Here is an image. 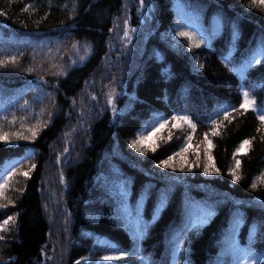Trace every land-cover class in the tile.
Wrapping results in <instances>:
<instances>
[{"label": "trees", "instance_id": "16d2710c", "mask_svg": "<svg viewBox=\"0 0 264 264\" xmlns=\"http://www.w3.org/2000/svg\"><path fill=\"white\" fill-rule=\"evenodd\" d=\"M0 12V183L16 172L0 264H176L178 243L180 264H232L237 212L241 247L253 238L264 264V125L241 107L248 91L264 111V59L244 67L264 4L0 0Z\"/></svg>", "mask_w": 264, "mask_h": 264}, {"label": "snow or ice", "instance_id": "6c2138e0", "mask_svg": "<svg viewBox=\"0 0 264 264\" xmlns=\"http://www.w3.org/2000/svg\"><path fill=\"white\" fill-rule=\"evenodd\" d=\"M141 6L143 7L144 4V0H140ZM253 3H260V4H264V0H253ZM251 6V5H250ZM27 10V9H25ZM0 15H4L3 12H0ZM125 23L127 24V21H125ZM132 31H135V29H132ZM127 35V33H126ZM178 35H180L181 37H187L189 41L194 42V46L195 47H199L200 43H202L203 41L200 42H195V36L191 33H187V32H180L178 33ZM73 47H77V45H73ZM15 57L11 58V61L14 63L15 62ZM83 59V57H82ZM261 59H264V43L261 44L260 48L257 49L253 54L251 59L247 60L245 63V69L247 68H251L253 65L259 64L261 62ZM74 63V62H73ZM0 66H3V61H0ZM227 66V65H226ZM242 96H243V103L241 105L242 108L244 109H248L249 107H252V110L254 112L257 113L258 119L261 123V125H264V111H261L259 107L255 106L256 105V101L250 98V94L248 91H243L242 92ZM111 102V101H110ZM261 104L264 105V101H261ZM230 115V113H229ZM173 119H178V120H186L185 117H173ZM225 119H227V116L225 117ZM164 123H167V121H165ZM189 123H191L189 121ZM193 130L195 129V125L192 124L191 125ZM160 127H164V124H160ZM159 129L157 128H153L150 130L151 134H155V131H158ZM31 131V130H30ZM216 133L213 132V135H215ZM33 136L36 135L35 132L32 133ZM18 138L19 134H17ZM24 139H27V137H23ZM146 137L141 135L140 138L137 141H134L132 143V147L135 148L137 151H140L141 149L137 146L140 143H144ZM191 140V137H189V141ZM0 141H5V142H9L7 139V136L5 134H0ZM209 147H211V142L209 141ZM250 141L245 140L243 142V144L241 145V149H239L238 151L243 150L244 147H246L247 145H249ZM154 150V149H153ZM187 151V148L182 149V151L180 153H177L176 155H180L182 156L184 152ZM175 159V156L169 157L167 160L163 161L160 165V167L163 168H169L172 167L171 161ZM197 159H199V156H197ZM211 156H209V166L204 168V171L206 174H211L210 172V168H211ZM240 167V162L239 160L236 161V168L238 169ZM32 168H35V165H32ZM180 171H184V168L181 167L179 169ZM18 171V170H17ZM16 175V172H12L11 175H8L2 183H0V196H3V192L4 189L7 187L8 185V181L11 180L12 176ZM23 176L27 177L29 175L28 172H23L22 173ZM231 175L234 177V179L239 180V176L236 174V172H232ZM262 180H264V176L261 177ZM253 188H256V184L254 183L252 185ZM164 197L162 196V203H163ZM5 205H0V207H4ZM260 208L262 211H264V202L260 203ZM213 215V212L209 211V210H204L202 212V215L200 217H198L195 220H191L189 219L188 223H187V231H193V230H199L200 227H202L204 224H206L208 222V220L211 218V216ZM13 218L9 217L8 219L4 220V225H7ZM244 221L243 218L239 215V212H237L234 215L233 218V223H232V228H231V233H230V244L228 249L225 252V255H229L232 257V264H257V260L255 259V254L252 253V247L253 244L255 243V240L253 238L249 239V243L247 247H241L237 236H238V230L240 229V227L243 225ZM262 227H264V224H262ZM3 226L0 225V231H3ZM0 239H3V237H0ZM184 239H187V237L185 236ZM185 248H184V244L183 243H178L174 252V256L176 257V264H180L179 261V254L181 252H184ZM249 253H252L251 255H249ZM102 259L104 260H118L120 259V257H116V256H104L102 257ZM261 261H264V255H261L260 257ZM77 264H79V262H77Z\"/></svg>", "mask_w": 264, "mask_h": 264}]
</instances>
